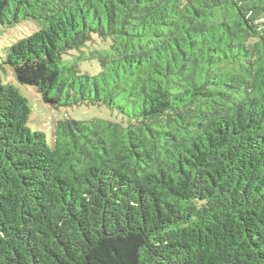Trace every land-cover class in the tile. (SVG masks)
<instances>
[{
  "label": "trees",
  "instance_id": "1",
  "mask_svg": "<svg viewBox=\"0 0 264 264\" xmlns=\"http://www.w3.org/2000/svg\"><path fill=\"white\" fill-rule=\"evenodd\" d=\"M0 264H264V0H0ZM95 60L97 75L76 63Z\"/></svg>",
  "mask_w": 264,
  "mask_h": 264
},
{
  "label": "rangeland",
  "instance_id": "2",
  "mask_svg": "<svg viewBox=\"0 0 264 264\" xmlns=\"http://www.w3.org/2000/svg\"><path fill=\"white\" fill-rule=\"evenodd\" d=\"M36 30V26L28 21H22L18 25L7 26L0 24V77L5 83L13 85L18 92L27 99L31 109L27 126L31 131H41L47 136L50 144L52 132L55 124L62 118H67L75 121H86L91 119H103L112 122H120L121 116L116 111L110 110L107 107L101 106H73L60 107L52 109L44 104L32 86L23 85L17 82L13 71L10 67L2 64L5 58V53L8 47L14 42L29 36ZM71 63H76L77 68L81 74H88L90 76L97 75L100 67L95 60L79 61L75 55L69 57Z\"/></svg>",
  "mask_w": 264,
  "mask_h": 264
}]
</instances>
